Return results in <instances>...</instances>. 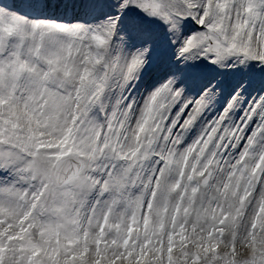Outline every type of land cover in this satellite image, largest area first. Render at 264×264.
<instances>
[{
	"label": "snow or ice",
	"instance_id": "obj_1",
	"mask_svg": "<svg viewBox=\"0 0 264 264\" xmlns=\"http://www.w3.org/2000/svg\"><path fill=\"white\" fill-rule=\"evenodd\" d=\"M0 264H264V0H0Z\"/></svg>",
	"mask_w": 264,
	"mask_h": 264
}]
</instances>
